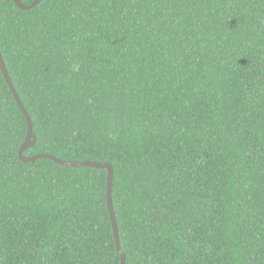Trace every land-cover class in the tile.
<instances>
[{
	"label": "trees",
	"instance_id": "trees-1",
	"mask_svg": "<svg viewBox=\"0 0 264 264\" xmlns=\"http://www.w3.org/2000/svg\"><path fill=\"white\" fill-rule=\"evenodd\" d=\"M0 53L126 264H264V0H0ZM26 130L0 72V264H120Z\"/></svg>",
	"mask_w": 264,
	"mask_h": 264
},
{
	"label": "water",
	"instance_id": "water-1",
	"mask_svg": "<svg viewBox=\"0 0 264 264\" xmlns=\"http://www.w3.org/2000/svg\"><path fill=\"white\" fill-rule=\"evenodd\" d=\"M14 5L21 11H29L36 7L42 0H35L32 4L30 5H24L20 0H12ZM0 72L3 76V79L8 86L15 103L17 104L19 110L23 114L26 125H27V130H26V136L24 138L23 143L21 144L19 150H18V159L22 163H33L34 161L38 159H47L59 166H64V167H88V168H93L97 170H105L107 172V180H106V203H107V209L109 213V218L111 222V227H112V232H113V237H114V242L116 246L117 253L120 256V264H126V257L125 254L121 248L120 245V239H119V232H118V227H117V222H116V216L114 213V207H113V201H112V184H113V177H114V171L111 168L109 164H101L98 162H66L59 160L53 156L50 155H37L33 157H26L24 156V152H26L29 149H32L35 144H36V136L33 132V127H32V121L31 118L28 116L18 94L16 93V90L13 86V83L9 77L8 71L5 67L4 61L2 59L1 53H0Z\"/></svg>",
	"mask_w": 264,
	"mask_h": 264
},
{
	"label": "clouds",
	"instance_id": "clouds-1",
	"mask_svg": "<svg viewBox=\"0 0 264 264\" xmlns=\"http://www.w3.org/2000/svg\"><path fill=\"white\" fill-rule=\"evenodd\" d=\"M35 1V0H34Z\"/></svg>",
	"mask_w": 264,
	"mask_h": 264
}]
</instances>
